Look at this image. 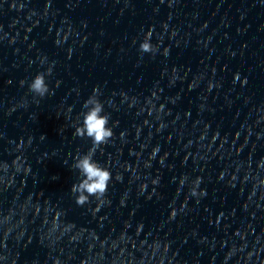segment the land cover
Returning <instances> with one entry per match:
<instances>
[{"label": "clouds", "instance_id": "clouds-1", "mask_svg": "<svg viewBox=\"0 0 264 264\" xmlns=\"http://www.w3.org/2000/svg\"><path fill=\"white\" fill-rule=\"evenodd\" d=\"M150 36L149 32L140 44L141 52L154 53L156 51V48L150 43ZM48 74H51V68H49ZM45 76V73H38L28 84L29 91L35 97L44 98L49 94ZM20 83L23 86L24 81ZM36 103H39V100ZM83 108L86 111L82 113V123L75 128L74 135L81 138H90L93 147L87 153L77 155L72 164V168L78 170L79 182L73 184L70 190L76 194V203L80 206L88 203L90 197L103 201L109 182L112 179V174L108 168L101 166L93 159L96 149L108 143L113 136L112 128L108 126L109 116L103 114L104 105L98 99V94L95 90L93 95L85 101Z\"/></svg>", "mask_w": 264, "mask_h": 264}]
</instances>
